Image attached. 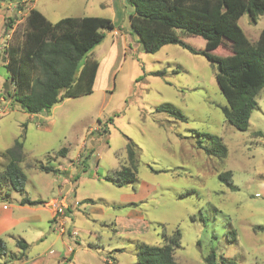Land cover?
<instances>
[{
	"label": "rangeland",
	"instance_id": "rangeland-1",
	"mask_svg": "<svg viewBox=\"0 0 264 264\" xmlns=\"http://www.w3.org/2000/svg\"><path fill=\"white\" fill-rule=\"evenodd\" d=\"M31 8L51 23L67 17H99L115 26L104 31V40L87 54L99 64L92 92L37 115L25 113L7 97L11 88H5L8 74L3 62L7 44L21 41ZM130 13L127 0H0V172L7 163L3 153L23 134L19 167L26 177L24 193L11 191V200L3 201L14 204L25 197L43 202L22 213L31 217V223L2 236L7 253H17L14 238L21 237L29 244L24 261L52 252L59 256L44 255L49 264H136L137 244L161 245L165 225L169 233L179 230L180 248L174 257L180 264H206L210 253L217 264L220 259L264 264V89L256 97L248 128L235 130L221 111L226 101L215 80V67L176 45L145 53L130 28ZM238 24L253 43L264 29V15L255 24L243 15ZM182 39L196 49L205 44L199 37ZM230 53L228 45L214 52ZM162 104L174 106L185 121L157 112ZM198 134L222 139L226 157L205 155L197 143L204 147L210 143ZM127 139L136 149L137 183L115 187L104 176L129 165ZM59 165L68 166L69 172L39 168ZM225 172L231 173L234 189L218 179ZM65 182L106 211V226L99 214L90 218L78 209L64 218L69 234L60 235L42 208L58 197ZM5 186L0 184L1 197L4 188L9 190ZM91 200L79 203L80 208ZM73 201L71 196L65 203ZM54 203L49 204L53 212ZM132 211L141 214L147 228L115 232L114 215L125 217ZM11 263L8 256L0 259V264Z\"/></svg>",
	"mask_w": 264,
	"mask_h": 264
},
{
	"label": "trees",
	"instance_id": "trees-1",
	"mask_svg": "<svg viewBox=\"0 0 264 264\" xmlns=\"http://www.w3.org/2000/svg\"><path fill=\"white\" fill-rule=\"evenodd\" d=\"M127 3L132 9L130 28L145 53L154 54L163 46L176 45L191 55L202 56L215 67V80L226 101L221 109L225 122L237 131H245L250 113L257 105L256 97L264 89V29L251 43L238 21L248 15L255 24L264 15V0H127ZM113 30L115 26L106 18L67 17L51 23L31 8L24 21L21 41L9 42L4 51V68L8 74L5 88H11L7 97L25 113L37 115L49 112L66 99L90 94L99 64L87 58V54L104 40V31ZM187 36L201 38L204 47L196 49L187 44L182 39ZM223 45H228L230 55L214 54ZM156 111L185 121L171 104H162ZM197 136L210 143L209 147L197 143V148L205 155L226 157L227 149L222 139L206 134ZM23 137L21 134L3 153L7 163L0 172V184L9 190L3 189L2 200L10 199L11 191L24 193L26 177L19 167L24 158ZM125 151L129 165L119 166L104 176V180L115 187L137 183L136 149L129 139ZM39 168L52 172L47 167ZM218 179L234 189L230 172L220 174ZM19 204L38 206L43 202L24 197ZM230 233L234 240V230ZM160 236L159 246L137 244L136 264H180L174 257L180 248L179 230L169 233L166 226L161 225ZM15 246L20 253L8 254L0 237V258L8 256L11 261L20 260L29 245L18 238ZM205 262L217 264L214 253H210ZM219 264L235 263L220 259Z\"/></svg>",
	"mask_w": 264,
	"mask_h": 264
},
{
	"label": "crops",
	"instance_id": "crops-1",
	"mask_svg": "<svg viewBox=\"0 0 264 264\" xmlns=\"http://www.w3.org/2000/svg\"><path fill=\"white\" fill-rule=\"evenodd\" d=\"M131 13H132V9H131ZM62 156H65V155L63 154ZM53 158H54V156H53ZM50 169L52 170V173H55V174H57V173L58 174L59 173L67 174L69 172V167L66 165H59V167L56 169L55 168H50ZM64 184H65V187L59 188L57 191L58 197H55L54 199H51L50 201H48V203H45V206L42 208L44 210H46V209L48 210V212L50 214V220L51 221L55 220V218H54L55 213L50 208L49 204L52 202H62L63 203V202H65V200L67 198L72 196L74 198V201L68 204V210L66 211L65 217L69 213H72L74 210L78 211V209H83L86 212L85 214H87L88 217H90L91 215H97V214H99V216H102L101 218H103V219H99V220H102V223L104 224V226H106L105 225L106 223H104V222H106V219H105V217H103V215L106 211L103 210L102 207L101 208L95 207V205L91 204L90 202L87 203L86 205H81V208H80V204L82 202H84V200L85 201L91 200V199H86V198H91V197H87V195H84L83 193L79 194L78 189L73 190L74 184L71 182H67V183L65 182ZM67 187H70V189H67ZM10 198H11V196H10ZM33 201H35V200H33ZM14 202H15L14 204L13 203H5V201L0 199V237L9 236L10 233L14 232L16 230V228H18L22 223H25V224L31 223V217H27V216L22 217V213L26 212V211L31 212L30 208L36 207V206H27V205L21 206L19 204L20 200H14ZM36 208H38V206ZM132 212L125 217H122L121 215H114V219H113V222L111 224H112V227H113L115 232H118V229L127 228V227L138 228V226H140V228H142L144 230H145V228H147L146 223H145L143 217L141 216V214H139L135 211H132ZM92 221L96 222V223L100 222V221L95 220V219H92ZM65 234H63V235H65ZM67 234H69V233H67ZM87 234H89L90 236H93L94 238L97 237L96 234L88 232V231H87ZM18 238H21V237H16V238H14V240H16ZM45 250H46V248H45ZM19 253H20V251L17 249V253H13V254H19ZM73 253L74 252H72V254ZM44 255H46L47 258L48 257L49 258L50 257H56L55 259H57V257L59 256L57 254H53L52 252H49V253L44 252V253H41L39 256H37V258H35L33 260L24 261L26 259V257H25V255H23L20 260H13L11 264H15V263H19V264H49L51 261H49V259L45 258ZM6 257H1V258H6Z\"/></svg>",
	"mask_w": 264,
	"mask_h": 264
},
{
	"label": "built area",
	"instance_id": "built-area-1",
	"mask_svg": "<svg viewBox=\"0 0 264 264\" xmlns=\"http://www.w3.org/2000/svg\"><path fill=\"white\" fill-rule=\"evenodd\" d=\"M59 203V204H57ZM61 204V205H60ZM53 209H54V213H55V224L57 225V230L60 234H65L66 230L64 229V225H65V214L66 211L68 210V206L65 202H55L53 204ZM70 252V249H68Z\"/></svg>",
	"mask_w": 264,
	"mask_h": 264
}]
</instances>
